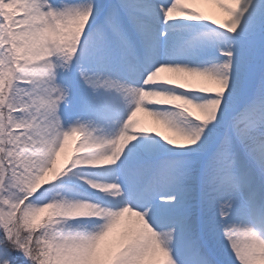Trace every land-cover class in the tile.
Masks as SVG:
<instances>
[{
    "label": "snow or ice",
    "instance_id": "6c2138e0",
    "mask_svg": "<svg viewBox=\"0 0 264 264\" xmlns=\"http://www.w3.org/2000/svg\"><path fill=\"white\" fill-rule=\"evenodd\" d=\"M0 264H264V0H0Z\"/></svg>",
    "mask_w": 264,
    "mask_h": 264
},
{
    "label": "bare ground",
    "instance_id": "6f19581e",
    "mask_svg": "<svg viewBox=\"0 0 264 264\" xmlns=\"http://www.w3.org/2000/svg\"><path fill=\"white\" fill-rule=\"evenodd\" d=\"M199 7H201L204 11H211L212 10L211 6H199ZM138 118L141 120H144V121L150 120V118L145 116L143 113L138 114Z\"/></svg>",
    "mask_w": 264,
    "mask_h": 264
}]
</instances>
